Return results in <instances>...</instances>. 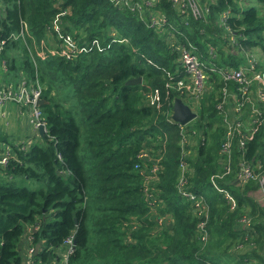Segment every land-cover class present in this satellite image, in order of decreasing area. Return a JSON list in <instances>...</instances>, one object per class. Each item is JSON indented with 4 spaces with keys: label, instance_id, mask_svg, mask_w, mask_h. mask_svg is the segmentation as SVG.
Returning <instances> with one entry per match:
<instances>
[{
    "label": "trees",
    "instance_id": "16d2710c",
    "mask_svg": "<svg viewBox=\"0 0 264 264\" xmlns=\"http://www.w3.org/2000/svg\"><path fill=\"white\" fill-rule=\"evenodd\" d=\"M0 9L6 79L39 83L48 129L25 151L12 143L13 158L0 165V264H21L28 227L39 243L35 264L58 262L72 231L69 264H264V206L252 193L254 182L236 181L238 150L230 172L223 168L224 132L219 124L212 127L221 123L214 105L224 82L208 69L236 68L244 50L264 51V0H215L200 19L160 0L157 9L184 36L159 33L109 0H0ZM64 9L63 31L80 45L97 39L99 46L71 59L49 53L42 58L36 47L49 43L47 25ZM224 10L230 11V32L219 24ZM185 38L197 46L213 82L195 108L196 124L189 123L198 135L185 158V187L209 207L205 244L192 202L177 187L180 127L170 120L168 101L180 95L171 91L164 99L167 71L183 75L176 45ZM139 76L140 83H126ZM155 88L159 107L147 98ZM141 150L149 152L147 160L137 158ZM244 156L264 170V125L250 135ZM17 176L35 186L15 185L11 178ZM244 215L249 224L240 221Z\"/></svg>",
    "mask_w": 264,
    "mask_h": 264
},
{
    "label": "built area",
    "instance_id": "2783aa9c",
    "mask_svg": "<svg viewBox=\"0 0 264 264\" xmlns=\"http://www.w3.org/2000/svg\"><path fill=\"white\" fill-rule=\"evenodd\" d=\"M115 6L125 7L129 9L134 15L142 20L149 28L157 30L159 33H167L173 35L174 32H179L182 36L184 34L175 27L168 19L165 12L157 9L160 0H109ZM215 0H170L171 5L176 11L187 17L191 15L194 19H200L209 11L210 3ZM67 13V10L58 12L52 21L47 25V31L50 34L49 43L40 41L37 48V54L44 58L49 54H58L67 59L75 58L81 53L87 52L95 44L99 46L97 39H93L88 45L78 44L77 40L70 32L63 31L62 18ZM230 11L224 10L219 14V24L225 26L227 31H231L230 26L226 25L227 18ZM1 15V9H0ZM184 24L187 21L184 20ZM26 29V28H25ZM5 45V39L0 38V53ZM179 52V64L181 66L182 76L174 75L167 71V78L165 82L166 100H169L171 91H176L180 98L190 107H198L203 95L213 89V82L209 80L210 75L207 72L206 64L200 59L197 54V46L185 38L176 45ZM213 47H210V52ZM5 71L7 65L5 60H2ZM214 74L218 75L224 82L215 102V108L219 111L221 116V123L224 126L223 137L219 147V154L223 161V168L230 172L233 163V151L236 149L240 153L236 159V181L242 184L256 181L257 189L252 191L256 200L264 206V170L256 172L260 169L259 164H253L248 161L244 152L249 137L253 134L257 127L264 125V112L261 105L264 104V51H260V55L246 54L245 60L238 67H224L212 64L208 67ZM42 87L36 81V84L29 83L25 78H20L16 81H10L0 87V109L6 108L7 105L13 104L25 113L28 122L34 130H38L39 126L44 128V133L48 132L45 116L40 105L37 104L38 99L41 98ZM147 98L151 104L159 107L161 104L160 93L157 88L147 93ZM172 99L168 101L170 107V120L172 114ZM3 111V110H1ZM196 111V110H195ZM193 121V120H192ZM175 122V121H174ZM180 127V174L177 182V187L182 196L188 198L192 202L193 211L199 218L197 223V230L199 240L202 243L208 241L207 222L209 217V207L205 203L202 196L187 190L186 171V157L191 152L190 147L193 146L197 140V129L193 124H181ZM188 126V127H187ZM39 131V130H38ZM204 138L201 136V141ZM33 143L32 138L29 137L21 139L15 143L16 148L25 151ZM13 147L7 144L0 143V165L7 166L9 159L13 158ZM150 154L147 150H141L137 154V158L147 160ZM260 162V161H259ZM261 165V164H260ZM136 167L139 163L135 164ZM157 164L154 163L150 171L155 173ZM146 174L145 182H149L151 175ZM227 197V195H226ZM230 199V197H229ZM230 208L235 206L233 199H230ZM151 208H154V200L151 201ZM160 221L161 218L159 219ZM243 224H249V218L244 215L240 218ZM34 229L37 226L33 227ZM30 227L27 228L26 246L24 250V264H35L33 255L35 254V245L33 237L30 234ZM74 234L72 231L62 241L61 250L59 252L60 259L58 262L52 264H69L68 260L75 248ZM238 246H241L239 244ZM210 264V263H208Z\"/></svg>",
    "mask_w": 264,
    "mask_h": 264
},
{
    "label": "crops",
    "instance_id": "0c3cea01",
    "mask_svg": "<svg viewBox=\"0 0 264 264\" xmlns=\"http://www.w3.org/2000/svg\"><path fill=\"white\" fill-rule=\"evenodd\" d=\"M6 71L4 69L2 60L0 61V87L4 84L9 83L11 80L6 79ZM12 82V81H11ZM3 110V111H1ZM21 109H18L17 106L9 104L6 108L0 109V143L11 145L12 143H17L21 139L27 137L32 138L33 142H40V132L34 130L31 124L28 122L27 116L25 113H22ZM13 138L11 143L6 141L5 136ZM26 246V241L23 243V253Z\"/></svg>",
    "mask_w": 264,
    "mask_h": 264
},
{
    "label": "water",
    "instance_id": "95a60500",
    "mask_svg": "<svg viewBox=\"0 0 264 264\" xmlns=\"http://www.w3.org/2000/svg\"><path fill=\"white\" fill-rule=\"evenodd\" d=\"M142 80V77L139 76L137 78H130L126 81L127 84H136L140 83ZM45 103V99L43 97L38 99L37 104L42 105ZM197 117V112L194 111L188 104H186L180 97H175L173 101L172 106V114L171 118L175 122H179L181 124H187L194 120ZM39 132L41 135L44 134V128L42 126H39ZM39 248V243L35 245V251H37ZM21 264H24V261L21 262Z\"/></svg>",
    "mask_w": 264,
    "mask_h": 264
},
{
    "label": "rangeland",
    "instance_id": "374dc122",
    "mask_svg": "<svg viewBox=\"0 0 264 264\" xmlns=\"http://www.w3.org/2000/svg\"><path fill=\"white\" fill-rule=\"evenodd\" d=\"M248 1L249 0H242V2H243V5L244 4H247L248 3ZM197 2H198V0H197ZM256 2H254V4H255ZM256 5H259L258 3H256ZM176 10V9H175ZM168 19H169V21L171 22V23H173V21L168 17ZM174 24V23H173ZM176 27V26H175ZM177 28V27H176ZM178 29V28H177ZM260 51H261V49L259 48V47H254L253 49H251V50H244L243 51V54L245 55V57H246V54H255V55H257V56H259L260 55ZM233 52H237V54H239V52H238V50L237 49H235ZM221 63V62H220ZM217 79H218V81L219 82H221L222 80H221V78L217 75ZM214 82H215V80H214ZM7 85V84H6ZM220 90H221V88H218L217 89V94L220 96ZM194 111H195V107L194 106H192L191 107ZM197 119V118H196ZM196 119L195 120H193V121H191V123H193V124H196ZM220 125L221 127H222V129L224 130V126L222 125V123H216L213 127H212V129H215L216 127H217V125ZM5 139H6V141H9V143H11V141L13 140V138H10V137H8V135L7 136H5ZM263 170H261V169H259V170H256V172H262ZM12 180H11V182L12 183H14L15 185H18V186H27V187H34L35 186V182H33V181H30L29 179H27V178H24V177H22V176H17V177H15V178H11ZM251 182H254L256 185H257V183H256V181H251ZM256 189H257V186H256ZM261 205V204H260ZM240 244V243H239ZM251 244H252V246L254 245V243H252L251 242Z\"/></svg>",
    "mask_w": 264,
    "mask_h": 264
}]
</instances>
